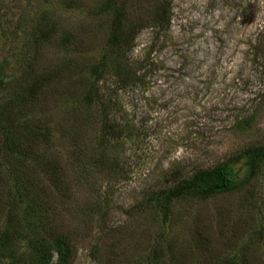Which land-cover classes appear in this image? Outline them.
<instances>
[{"label":"rangeland","instance_id":"374dc122","mask_svg":"<svg viewBox=\"0 0 264 264\" xmlns=\"http://www.w3.org/2000/svg\"><path fill=\"white\" fill-rule=\"evenodd\" d=\"M126 1L138 32L113 51L108 0H0L3 121L36 142L14 175L20 154L0 140V236L31 250L17 178L73 264H264V161L234 189L173 194L264 146V0Z\"/></svg>","mask_w":264,"mask_h":264},{"label":"trees","instance_id":"16d2710c","mask_svg":"<svg viewBox=\"0 0 264 264\" xmlns=\"http://www.w3.org/2000/svg\"><path fill=\"white\" fill-rule=\"evenodd\" d=\"M126 0H108V9L113 6V19L111 22V30L109 35V43L112 47L111 50L120 51L119 49L124 48L127 45H130L138 32L139 24L128 22L126 17ZM112 11V10H111ZM153 23L157 25H162L163 23L169 22V16L167 14L166 4L157 6L154 13ZM128 24V26L126 25ZM46 38V35H39V38ZM112 53V52H111ZM108 53L107 61L102 64V67L110 66L109 58L110 54ZM119 53V52H117ZM106 57H103L105 60ZM8 62L5 59L0 60V89H4L10 82L11 77L9 78L8 73ZM101 68V67H100ZM102 72V68L100 69ZM97 74H100L97 72ZM40 81V80H39ZM35 82L31 84L30 93L35 94L37 86L41 82ZM24 99L25 92H21ZM92 90L88 94L91 96ZM22 96L19 95V98ZM18 98V99H19ZM6 109L8 106L0 107V135H3L4 138L0 140H10L6 145L9 147V152L11 155H15L14 149L20 154L19 160H17V165L14 166L13 171L14 175L21 170L25 165H34V157L32 155L33 146L36 142L32 140L31 136L26 141L22 143L21 139H17V135L13 136V132L10 131V126H6V122L3 121V116L6 115ZM2 120V121H1ZM4 124V125H3ZM33 133L44 135V138L48 137V132L44 129L30 128ZM17 139V140H16ZM22 149V151H21ZM20 150L21 153L18 151ZM37 164L41 163L40 160H37ZM243 161L245 163V172L243 175L240 174L239 168L237 165ZM264 161V146L249 148L246 149L242 154L237 158H232L229 161H226L215 168L202 169L199 170L196 174L191 177L183 178L178 181V184L174 187L173 194L178 195L182 194L185 191L194 190L201 195H208L211 193H220L236 188L241 179L251 178L256 175L257 170ZM242 176L240 179L239 177ZM18 191L21 190V196L23 200L20 201L24 205L23 207V217L28 228L35 229L34 236L27 235L28 245H30L31 250L26 252V250H14L15 246L8 247L4 242L5 236H0V264H25L27 262H32L33 264H73L76 250L73 243L64 235H54L51 237L49 232L48 222L45 217L46 214L43 213L40 209H37L35 202L29 194V184L26 182L21 183L19 179L14 178V184ZM36 237V238H35ZM50 237L53 240H49ZM26 253L29 254V257L26 256ZM27 257V262L23 256Z\"/></svg>","mask_w":264,"mask_h":264}]
</instances>
